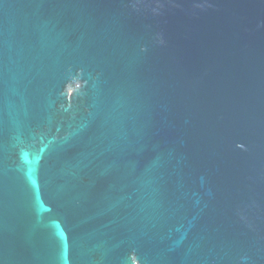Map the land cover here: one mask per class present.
<instances>
[{"label":"water","instance_id":"95a60500","mask_svg":"<svg viewBox=\"0 0 264 264\" xmlns=\"http://www.w3.org/2000/svg\"><path fill=\"white\" fill-rule=\"evenodd\" d=\"M0 264H264V0H0Z\"/></svg>","mask_w":264,"mask_h":264}]
</instances>
